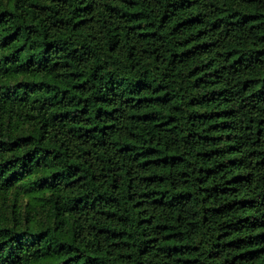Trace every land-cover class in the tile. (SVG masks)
<instances>
[{
  "label": "trees",
  "instance_id": "1",
  "mask_svg": "<svg viewBox=\"0 0 264 264\" xmlns=\"http://www.w3.org/2000/svg\"><path fill=\"white\" fill-rule=\"evenodd\" d=\"M0 264H264V0H0Z\"/></svg>",
  "mask_w": 264,
  "mask_h": 264
}]
</instances>
